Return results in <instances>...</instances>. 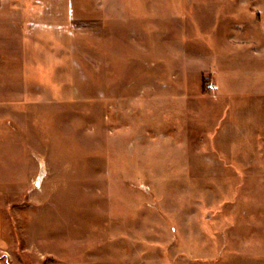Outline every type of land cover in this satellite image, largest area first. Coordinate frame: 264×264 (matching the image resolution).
Masks as SVG:
<instances>
[{
    "label": "rangeland",
    "instance_id": "1",
    "mask_svg": "<svg viewBox=\"0 0 264 264\" xmlns=\"http://www.w3.org/2000/svg\"><path fill=\"white\" fill-rule=\"evenodd\" d=\"M12 1L0 257L264 264V0Z\"/></svg>",
    "mask_w": 264,
    "mask_h": 264
},
{
    "label": "crops",
    "instance_id": "2",
    "mask_svg": "<svg viewBox=\"0 0 264 264\" xmlns=\"http://www.w3.org/2000/svg\"><path fill=\"white\" fill-rule=\"evenodd\" d=\"M24 12L22 4H15L12 0H0V25L9 22H21ZM0 252L9 255L5 248V242L0 239ZM0 264H6L5 256L0 257Z\"/></svg>",
    "mask_w": 264,
    "mask_h": 264
},
{
    "label": "bare ground",
    "instance_id": "3",
    "mask_svg": "<svg viewBox=\"0 0 264 264\" xmlns=\"http://www.w3.org/2000/svg\"><path fill=\"white\" fill-rule=\"evenodd\" d=\"M42 175H43V169L41 167L40 174H39V179L42 177Z\"/></svg>",
    "mask_w": 264,
    "mask_h": 264
},
{
    "label": "trees",
    "instance_id": "4",
    "mask_svg": "<svg viewBox=\"0 0 264 264\" xmlns=\"http://www.w3.org/2000/svg\"><path fill=\"white\" fill-rule=\"evenodd\" d=\"M6 264H9L7 260H6Z\"/></svg>",
    "mask_w": 264,
    "mask_h": 264
}]
</instances>
